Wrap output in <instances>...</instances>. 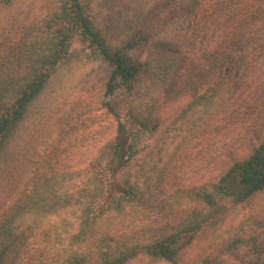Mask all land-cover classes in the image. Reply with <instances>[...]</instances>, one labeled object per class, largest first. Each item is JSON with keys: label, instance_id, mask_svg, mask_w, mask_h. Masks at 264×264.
I'll use <instances>...</instances> for the list:
<instances>
[{"label": "trees", "instance_id": "16d2710c", "mask_svg": "<svg viewBox=\"0 0 264 264\" xmlns=\"http://www.w3.org/2000/svg\"><path fill=\"white\" fill-rule=\"evenodd\" d=\"M122 3L118 15L112 16L102 3L52 0L36 28L23 24L19 13L8 24L2 22L0 180L7 166L22 180L0 211V264H24L32 256V240L43 247L41 254H49L39 264H129L140 259L180 264L195 236L200 234L204 244L213 245L215 231L236 208L256 205L264 196V139L234 159L211 189L171 191L179 177L177 156L192 129L228 109L229 96L238 94L239 82L264 55V38H249L251 28L264 20V0ZM159 5L167 22L158 31L141 30ZM208 31L223 36L206 51L204 59L217 68L218 77L205 86V69L196 54ZM75 37L84 46L85 71L106 68L105 93H125L124 114L120 117L106 102L116 118V133L99 153L79 168L35 177L31 158L19 155L33 124V108L61 66L79 57L72 51ZM148 40V52L141 60ZM185 96L189 100L164 135L150 141L160 126L159 108ZM169 183L170 189L161 195ZM117 185V195H111ZM185 204L187 213L180 215L177 208ZM190 204L200 207L190 211ZM253 219L260 236L234 238L228 251L245 245L249 258L243 262L264 264V217ZM150 220L162 223L152 227ZM201 264L227 263L207 256Z\"/></svg>", "mask_w": 264, "mask_h": 264}, {"label": "rangeland", "instance_id": "374dc122", "mask_svg": "<svg viewBox=\"0 0 264 264\" xmlns=\"http://www.w3.org/2000/svg\"><path fill=\"white\" fill-rule=\"evenodd\" d=\"M52 0H13L11 3H1L0 27L8 24L11 17L19 13L22 23L36 28L48 10ZM93 5L102 3L105 13L118 15L123 7L122 0H88ZM24 6L22 9L20 7ZM21 9V10H20ZM20 10V11H19ZM113 13V14H112ZM167 14L162 6L155 8L147 16L141 26L146 32L158 31L167 22ZM5 22L2 25V22ZM107 23V19L102 20ZM14 22V21H12ZM220 31H208L204 38L202 48L198 49L200 65L204 70L203 83L206 86L218 77L217 68L210 67L205 60L206 51L214 48L221 40ZM251 41L264 38V20L257 22L250 31ZM148 40L140 52L143 60L148 52ZM84 46L79 37L72 42V51L79 57H73L71 62L61 66L59 75L51 82L50 88L43 98L32 110L33 124L29 126L26 145L19 156H29L32 174L35 177L49 175L56 171H66L83 166L92 156H96L101 146L116 133V118L106 106L109 102L116 113L123 117L125 93L121 90L113 95L105 93V82L109 71L104 68L93 72H86L83 64ZM202 49V50H201ZM204 49V50H203ZM84 59V58H83ZM238 94L230 95L228 109L214 115L198 128H193L188 136L186 147L177 162L180 166L179 177L165 185L163 194L170 189L198 191L202 187L211 189V184L216 182L232 164L234 159H239L248 154L253 146L259 145L264 139V55L249 75L239 82ZM240 93V94H239ZM189 100L188 96L178 98L163 104L157 111L160 122L158 130L150 141L164 135L170 121ZM36 118V119H35ZM26 158H24V161ZM10 167H5L1 172L0 180V211L6 202L11 199L22 180V175L10 172ZM120 177L118 178V182ZM119 185L111 190V195H117ZM200 207V204H195ZM190 204V211L196 207ZM186 204L179 206L180 215H186ZM188 211V210H187ZM264 217V196L259 198L256 205L239 206L234 210L233 217L225 220L220 228L215 231L213 245H206L195 236L192 244L185 248L180 264H201L207 256H217L227 264H245L247 261L248 247L243 245L228 251L234 238L243 236L259 237V228L253 225V218ZM182 219V218H179ZM173 220V218H171ZM162 222L150 220L152 227L160 226ZM140 223L137 229H141ZM203 235L202 238L205 239ZM190 234H184L180 243H185ZM32 256L24 264H39L40 258H49L44 251L41 254L40 243L32 240ZM210 245V246H209ZM39 248V249H37ZM47 260V259H46ZM129 264H169L168 262H151L148 259L131 261Z\"/></svg>", "mask_w": 264, "mask_h": 264}]
</instances>
